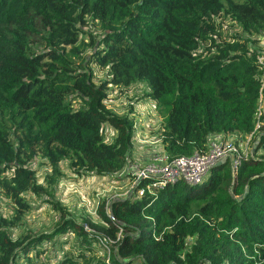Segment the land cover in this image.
<instances>
[{
	"label": "trees",
	"instance_id": "1",
	"mask_svg": "<svg viewBox=\"0 0 264 264\" xmlns=\"http://www.w3.org/2000/svg\"><path fill=\"white\" fill-rule=\"evenodd\" d=\"M220 16L260 33L264 0H0V190L17 208L13 225L29 209L23 193L35 183L16 165L39 156L53 174L68 160L71 170L97 175L126 165L133 122L102 105L108 84L149 87L144 95L162 116L170 159L207 151L215 135L254 130L264 68L249 39L235 35L213 54L198 52L219 33ZM86 17L103 32L97 47L79 40ZM85 63L107 67L110 78L95 85ZM72 93L82 107L68 99ZM104 124L116 131L112 143L103 140ZM132 197L112 200L113 220L99 211L104 225L95 231L63 218L53 232L14 239L0 226V264H264V154L244 158L235 174L226 160L199 184ZM68 230L77 259L48 260L53 251L42 242ZM97 247L112 255L108 262L96 257Z\"/></svg>",
	"mask_w": 264,
	"mask_h": 264
},
{
	"label": "rangeland",
	"instance_id": "2",
	"mask_svg": "<svg viewBox=\"0 0 264 264\" xmlns=\"http://www.w3.org/2000/svg\"><path fill=\"white\" fill-rule=\"evenodd\" d=\"M217 24L219 33L212 34L207 41L202 42L198 52L202 55L213 54L219 47L222 48L223 45L234 42L235 35H238L249 39V49L255 53L264 68V29L260 33L247 34L236 22L222 16L217 19ZM82 30L84 33L79 36V40L85 42L93 40L97 47L103 34L97 21L92 17H86ZM66 49L68 50L69 47ZM89 50L91 51V47L87 48V51ZM220 55L222 56L223 53ZM82 70L90 75L95 85L110 78L107 67L85 63ZM147 91L149 87L142 82L129 86L108 84L105 98L102 100V105L111 115L118 118L126 117L133 122L131 149L126 157V165L121 171L106 175H97L85 169L74 171L71 170L68 160H62L59 163V172L53 174L47 159L35 156L25 164L16 165V168L29 172L35 179V183L31 187L28 186L23 193L29 209L23 212L19 224L13 225L17 208L0 190V226L6 225L11 237L16 239L24 235L34 236L53 232L57 223L63 218H71L81 223L87 231H95L92 225H104L99 211L110 213L113 199H124L134 194V178L127 172V161H136L144 165L152 154L161 152L166 154L160 138L162 116L156 108V103L144 95ZM68 99L75 107L83 106L81 97L76 93H72ZM263 115L264 105L261 102L258 106L254 130L248 136L239 133L230 135L229 139L235 143L242 154L253 156L255 153V157L264 154V147H257L260 136L264 135ZM102 135L104 142L112 143L116 137V131L112 126L104 124ZM12 141L15 145V141ZM12 173L13 170L8 169L5 175L11 177ZM208 174L209 172L203 180ZM57 238L59 240L53 244L51 241L42 242V249H46L48 253L50 250L53 251L49 253L48 260H58L63 253L77 259L75 256L77 245L71 230ZM95 255L104 262L105 260L108 262L110 256L112 257L107 249L99 247L95 249ZM41 257L39 256L38 259Z\"/></svg>",
	"mask_w": 264,
	"mask_h": 264
},
{
	"label": "built area",
	"instance_id": "3",
	"mask_svg": "<svg viewBox=\"0 0 264 264\" xmlns=\"http://www.w3.org/2000/svg\"><path fill=\"white\" fill-rule=\"evenodd\" d=\"M229 138L230 135H215L209 142L207 151L203 153L195 152L189 156L182 155L172 159L163 152L155 153L144 165L128 160L127 172L134 178L132 198L144 194L154 196L167 184H199L213 166L226 160L230 161L232 172L235 174L247 155L242 154ZM107 214L114 219L111 213Z\"/></svg>",
	"mask_w": 264,
	"mask_h": 264
},
{
	"label": "water",
	"instance_id": "4",
	"mask_svg": "<svg viewBox=\"0 0 264 264\" xmlns=\"http://www.w3.org/2000/svg\"><path fill=\"white\" fill-rule=\"evenodd\" d=\"M217 164H219V163H217Z\"/></svg>",
	"mask_w": 264,
	"mask_h": 264
}]
</instances>
